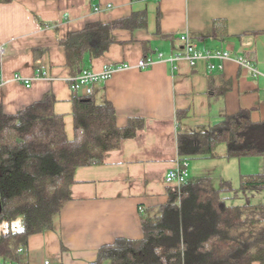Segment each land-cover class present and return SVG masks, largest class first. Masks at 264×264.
Returning <instances> with one entry per match:
<instances>
[{
    "label": "crops",
    "instance_id": "1",
    "mask_svg": "<svg viewBox=\"0 0 264 264\" xmlns=\"http://www.w3.org/2000/svg\"><path fill=\"white\" fill-rule=\"evenodd\" d=\"M136 13H144V23L113 28V42L90 60L88 69L100 72L115 67L105 80L91 85V93L97 102H111L119 127L138 118L143 128L106 152L102 164L75 169L70 198L54 217L53 227L28 238V264H95L102 245L118 237H142L139 209L167 200L173 186L168 173L180 165L177 112H185L180 121L185 129L212 125L241 109L248 110L253 121L264 119V0L0 3L2 110L15 113L50 91L56 99L54 111L63 115L65 132L72 138L74 91L60 39L89 23H109ZM215 21L226 23L222 38L213 35ZM184 34L196 52L219 51L227 57L191 63L180 56ZM144 58L151 65L141 67ZM210 159L227 160L223 167L228 172L220 174L219 185L211 181L214 188L233 177L239 179L241 173H253L244 170L252 166L249 159L216 157L185 161L186 166L192 161L189 176H203L196 167ZM256 160L258 172L261 159Z\"/></svg>",
    "mask_w": 264,
    "mask_h": 264
},
{
    "label": "trees",
    "instance_id": "2",
    "mask_svg": "<svg viewBox=\"0 0 264 264\" xmlns=\"http://www.w3.org/2000/svg\"><path fill=\"white\" fill-rule=\"evenodd\" d=\"M144 18L136 13L109 23L92 22L60 39L70 86L113 42V28L141 26ZM226 34L225 21H215L213 35ZM55 101L48 91L15 113L0 106V264H28V238L53 227L70 198L75 169L102 164L106 152L144 125L131 118L119 127L111 102L74 93V134L69 138L63 115L54 111ZM184 115L179 111L176 116L181 165L196 158L258 156L261 169L241 173L237 187L223 181L214 188L208 176H188L179 187L168 188L164 203L139 209L142 237H118L102 245L95 264H264V202L250 201L264 189V119L253 121L241 109L212 125L185 129L180 124ZM16 220L17 229L12 226Z\"/></svg>",
    "mask_w": 264,
    "mask_h": 264
},
{
    "label": "built area",
    "instance_id": "3",
    "mask_svg": "<svg viewBox=\"0 0 264 264\" xmlns=\"http://www.w3.org/2000/svg\"><path fill=\"white\" fill-rule=\"evenodd\" d=\"M180 39L183 43L182 47V53L180 56L186 58L191 63L195 61L196 59H211V58H220L224 59L227 57V54L216 51L214 53L212 52H206V53H200L196 52L194 50V45L189 37L188 34H184L180 36ZM4 52L3 47H0V54ZM161 57L162 55L159 54ZM179 55L175 58H170L169 60L172 62L174 59H178ZM151 65V62H141V67H147ZM211 68H215L213 64H210ZM115 67H109L107 69H104L100 72L91 71L90 69H84L78 76L73 77L74 84L71 86L74 93L81 92L85 95H89L91 93V85L100 81L105 80L114 70ZM221 68V66H219ZM252 70H256L255 68H252ZM38 76V75H37ZM40 76V75H39ZM71 79V78H70ZM17 80H23L21 77H17ZM26 85H29V81L26 82ZM189 176V173L187 171L186 163H182L179 166H177L175 169H172L168 173V177L171 181V183L175 187H179Z\"/></svg>",
    "mask_w": 264,
    "mask_h": 264
},
{
    "label": "rangeland",
    "instance_id": "4",
    "mask_svg": "<svg viewBox=\"0 0 264 264\" xmlns=\"http://www.w3.org/2000/svg\"><path fill=\"white\" fill-rule=\"evenodd\" d=\"M257 158L259 159L260 157L253 156V157H249V158H241V159H244L242 161H245V159H249L246 161H250L251 162L250 165H252V166L247 167V169L245 167L244 170H247V171L253 170V172H256V170H258L257 168H259V167H255V162L257 161L256 160ZM226 161L227 160H213V159L206 160V161L200 162L198 167H196L197 169L196 168L195 169L198 170L199 172H201V174H203V176H205V175L210 176L211 181L213 182L212 184L215 185V183L217 182V185H219L218 177L220 176V174H226L228 172L223 167V165ZM232 161H237V160H232ZM191 162L192 161H189L190 166H188V164H187V171L189 170V172L192 174V163ZM231 165L233 167L235 164H231ZM230 168H231V166L228 167L229 170H230ZM230 182H231V185L233 187L238 186V179H236L235 177H233L232 181H230ZM232 201L241 202V198H234ZM250 201L253 203L264 202V189L260 190L258 192H255L253 194V196H251ZM12 226H13V228H16V229L19 228L20 227V220H16L12 224ZM2 228L4 229V225L2 226Z\"/></svg>",
    "mask_w": 264,
    "mask_h": 264
}]
</instances>
